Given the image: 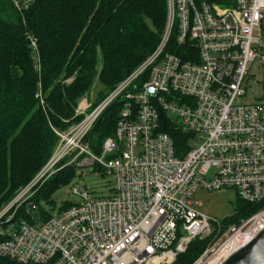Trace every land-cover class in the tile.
I'll list each match as a JSON object with an SVG mask.
<instances>
[{
	"label": "built area",
	"instance_id": "1",
	"mask_svg": "<svg viewBox=\"0 0 264 264\" xmlns=\"http://www.w3.org/2000/svg\"><path fill=\"white\" fill-rule=\"evenodd\" d=\"M18 9L30 0H13ZM35 46V42L32 41ZM264 60V0H167L153 50L59 140L41 170L0 204V257L20 264H171L195 239L191 264H222L264 229V207L223 224L200 212L199 189L233 188L264 201V102H242L251 64ZM122 101L113 136L95 153L84 141L102 112ZM188 135L182 155L164 130ZM173 117L175 119H173ZM113 176L109 195L43 218L31 197L61 161ZM212 171V173H211Z\"/></svg>",
	"mask_w": 264,
	"mask_h": 264
},
{
	"label": "trees",
	"instance_id": "2",
	"mask_svg": "<svg viewBox=\"0 0 264 264\" xmlns=\"http://www.w3.org/2000/svg\"><path fill=\"white\" fill-rule=\"evenodd\" d=\"M166 16L167 0H30L21 9L0 0V202L11 200L49 159L59 140L54 129L83 118L75 107L96 80L94 105L153 52ZM121 106L120 100L111 103L86 134L95 153L113 136ZM162 120L181 156L188 135ZM69 158L31 197L43 218L49 216L41 200L51 206V192L75 174V164H65ZM263 205L237 202L227 224ZM204 242L193 240L171 264H191ZM0 264L20 263L0 257Z\"/></svg>",
	"mask_w": 264,
	"mask_h": 264
},
{
	"label": "rangeland",
	"instance_id": "3",
	"mask_svg": "<svg viewBox=\"0 0 264 264\" xmlns=\"http://www.w3.org/2000/svg\"><path fill=\"white\" fill-rule=\"evenodd\" d=\"M245 86L246 94L244 95V97H242V102H264V60L263 62H260L259 59H256L251 64L249 68V76L246 80ZM98 89L99 83L96 80L91 90L89 91V94L78 100L75 109L77 108L78 104H80L82 99L85 98L87 102H90L91 104V107H89L88 109L90 110V108L94 106L93 102L96 100L95 97ZM173 119L175 118L173 117ZM74 124L76 123L70 124L64 130L60 129V131H68ZM44 164L42 165V167L44 166ZM63 165L61 166V168L63 167ZM41 168L38 170V172L41 170ZM74 172L75 174L71 180L58 185L51 192L49 196V203H51L52 209H48V206L50 204L41 200V210L47 216L56 215L59 211L63 210V207L67 204H75L82 201V197L72 191L73 188L81 190L80 186H83V191H86L90 197H101L109 195L114 188L113 176L106 173L105 169L102 167H97L95 165L77 166L75 164ZM194 199L196 200V202H198V204H200L199 206H197V209L200 212L209 215L210 217L220 221L223 224H227V220L234 216L237 202H243L237 197L236 191L233 188H220L212 190L199 189L196 192ZM1 203L2 202H0V204ZM203 241H207V239H203ZM206 245L207 243H205V246Z\"/></svg>",
	"mask_w": 264,
	"mask_h": 264
},
{
	"label": "water",
	"instance_id": "4",
	"mask_svg": "<svg viewBox=\"0 0 264 264\" xmlns=\"http://www.w3.org/2000/svg\"><path fill=\"white\" fill-rule=\"evenodd\" d=\"M48 209H52V206H48ZM222 264H264V229L256 233Z\"/></svg>",
	"mask_w": 264,
	"mask_h": 264
}]
</instances>
